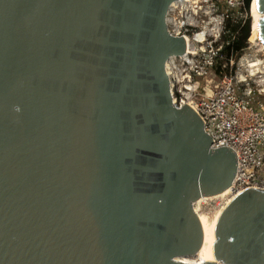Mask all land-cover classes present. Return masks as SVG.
I'll return each mask as SVG.
<instances>
[{"label": "water", "instance_id": "obj_1", "mask_svg": "<svg viewBox=\"0 0 264 264\" xmlns=\"http://www.w3.org/2000/svg\"><path fill=\"white\" fill-rule=\"evenodd\" d=\"M174 1L0 0V264H185L199 249L192 201L232 183L236 159L172 104ZM215 234L219 261L264 264V191L230 202Z\"/></svg>", "mask_w": 264, "mask_h": 264}, {"label": "built area", "instance_id": "obj_2", "mask_svg": "<svg viewBox=\"0 0 264 264\" xmlns=\"http://www.w3.org/2000/svg\"><path fill=\"white\" fill-rule=\"evenodd\" d=\"M235 12H240L239 17L234 18ZM249 14L244 0H186L176 8L170 5L166 16V29L172 37L187 36L194 40L204 32L202 40L195 41L193 54L169 58L165 71L172 104L181 108L189 100L195 102L211 149L225 147L234 153L233 191L241 188L264 191V103L254 105L258 97L264 96V53L262 56L246 53V47L235 60L229 56V72L225 73V63L223 78L208 97L199 98L197 78H206L213 57L221 55L226 20L242 26ZM206 52L211 55L201 63L200 58Z\"/></svg>", "mask_w": 264, "mask_h": 264}, {"label": "bare ground", "instance_id": "obj_3", "mask_svg": "<svg viewBox=\"0 0 264 264\" xmlns=\"http://www.w3.org/2000/svg\"><path fill=\"white\" fill-rule=\"evenodd\" d=\"M186 0H182L180 2L174 1L171 4V7L176 8L180 3L185 2ZM258 1L259 0H252L251 1V27H250V37L249 42L251 44H254L256 46H259L261 50L263 51L264 45L262 43V39L259 36V22L264 18V11H261L258 7ZM178 2V3H177ZM204 35V32H201L197 34L194 37V40L190 39L187 36H183L181 39L184 41V55L193 54L195 47V41L202 40V37ZM263 48V49H262ZM172 58V57H171ZM170 58V59H171ZM169 60V59H168ZM167 60V61H168ZM166 61V62H167ZM168 64L165 65L167 67ZM186 108H188L199 120L200 116L196 109L195 102L189 100L186 102ZM232 183L221 189L220 191H217L215 193L211 194H203L199 193L197 197L192 201V205L199 204L200 202H204L208 199H219L224 198L223 202L218 207V210L212 217H208V215H205L203 213H200L197 208L193 209V214L197 218L201 230H202V239L199 249L196 251L195 254L192 255H184V256H178L175 258V260L185 263V264H206V262H212L214 264H225L218 260L217 257L214 255V246L217 242V235L215 234V229L218 223V220L221 216L222 211L226 208V206L232 202L235 198L238 196L250 192L252 189H236L235 191L232 190ZM226 194H229V197H226Z\"/></svg>", "mask_w": 264, "mask_h": 264}, {"label": "rangeland", "instance_id": "obj_4", "mask_svg": "<svg viewBox=\"0 0 264 264\" xmlns=\"http://www.w3.org/2000/svg\"><path fill=\"white\" fill-rule=\"evenodd\" d=\"M219 7L223 8V4L219 3ZM251 9V6H250ZM240 12H235L234 14V18L239 17ZM250 17H251V10H250ZM250 37V36H249ZM222 51V50H221ZM246 53H251L253 55H257V56H262L264 51L261 50V48L259 46H256L254 44H251L249 42V39L247 41V48L245 50ZM221 54V53H220ZM211 54H209L208 52L204 53L203 56H201V63H204V61L206 59H208L210 57ZM225 56L224 55H218L216 56V58L213 57L212 61H213V65L211 68L208 69V74L206 76V78L203 77H198L197 80L199 81V98L202 97H208L210 96L213 92H215V87L221 82L224 72L222 71V67L224 65H226L225 63H227V69L225 70V73L229 72V58L227 57V61H225ZM219 58H222V60H219ZM236 58V57H235ZM234 56L233 59L235 60ZM236 64V63H235ZM234 64V67H235ZM217 69H219V73L217 71ZM204 78V79H203ZM264 103V96H260L258 97L255 101H254V105H256V103ZM226 197H229V194H226ZM224 198H219V199H208L205 200L204 202H200L199 204H191V209H194V205L195 208H197L199 210L200 213H203L205 215H208V217H212L214 215V213H216V211L218 210V207L220 206V204L223 202Z\"/></svg>", "mask_w": 264, "mask_h": 264}, {"label": "trees", "instance_id": "obj_5", "mask_svg": "<svg viewBox=\"0 0 264 264\" xmlns=\"http://www.w3.org/2000/svg\"><path fill=\"white\" fill-rule=\"evenodd\" d=\"M252 0H244V5L247 13L250 12V4ZM241 23H231L230 20H226L225 28L226 32L222 35L221 41L223 43L222 51L220 52L225 57V61H227V57L234 56L238 57L242 51L247 47V41L250 36V27H251V17L248 15L245 23L241 26ZM235 35V38L231 41L232 35ZM228 42V45L226 44ZM218 73L220 72L217 69Z\"/></svg>", "mask_w": 264, "mask_h": 264}]
</instances>
